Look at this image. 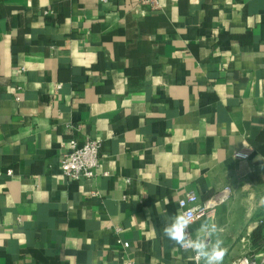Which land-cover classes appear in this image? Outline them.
Segmentation results:
<instances>
[{"label":"crops","instance_id":"obj_1","mask_svg":"<svg viewBox=\"0 0 264 264\" xmlns=\"http://www.w3.org/2000/svg\"><path fill=\"white\" fill-rule=\"evenodd\" d=\"M72 136L95 179L63 175ZM225 187L190 231L232 264L264 219V0H0V264H195L165 217Z\"/></svg>","mask_w":264,"mask_h":264},{"label":"built area","instance_id":"obj_2","mask_svg":"<svg viewBox=\"0 0 264 264\" xmlns=\"http://www.w3.org/2000/svg\"><path fill=\"white\" fill-rule=\"evenodd\" d=\"M144 1L145 3H151L153 5L157 3V0ZM17 100L19 101L20 98L18 97ZM74 129V127H71V132ZM101 146L102 142L98 138H87L82 143L74 136L68 139L60 160V167L63 175L71 180L90 181L95 179L101 167ZM231 196L232 189L230 187H225L221 192L205 202H200L195 193H188L186 197L179 202V207L181 211L188 212L193 223H195L203 217H209L219 206L228 203ZM251 239V233L246 234L242 239L244 243V254L232 264H264V245L261 247L260 252L253 253L251 251ZM119 243L122 244L124 251L129 249L128 242L119 241ZM126 264L134 263L128 261Z\"/></svg>","mask_w":264,"mask_h":264},{"label":"clouds","instance_id":"obj_3","mask_svg":"<svg viewBox=\"0 0 264 264\" xmlns=\"http://www.w3.org/2000/svg\"><path fill=\"white\" fill-rule=\"evenodd\" d=\"M192 223L188 212L178 210L174 215H166L162 233L173 245L191 251L195 264H223L227 248L219 236L221 230L218 226L204 222L193 236L189 231ZM214 235L216 239L213 241Z\"/></svg>","mask_w":264,"mask_h":264},{"label":"trees","instance_id":"obj_4","mask_svg":"<svg viewBox=\"0 0 264 264\" xmlns=\"http://www.w3.org/2000/svg\"><path fill=\"white\" fill-rule=\"evenodd\" d=\"M264 245V219L260 220L257 228L252 232V250L257 251Z\"/></svg>","mask_w":264,"mask_h":264},{"label":"rangeland","instance_id":"obj_5","mask_svg":"<svg viewBox=\"0 0 264 264\" xmlns=\"http://www.w3.org/2000/svg\"><path fill=\"white\" fill-rule=\"evenodd\" d=\"M249 233H251V232H249ZM248 234V233H247ZM251 237H252V233H251Z\"/></svg>","mask_w":264,"mask_h":264}]
</instances>
